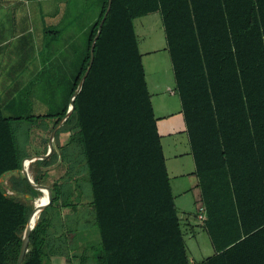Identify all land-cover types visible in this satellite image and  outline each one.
Listing matches in <instances>:
<instances>
[{
    "label": "trees",
    "instance_id": "1",
    "mask_svg": "<svg viewBox=\"0 0 264 264\" xmlns=\"http://www.w3.org/2000/svg\"><path fill=\"white\" fill-rule=\"evenodd\" d=\"M107 3L90 26L69 96L88 66ZM156 12L206 211L202 228L213 247L197 262L185 242L134 25ZM67 106L8 117L0 101V178L10 174L0 180V264L16 263L37 192L20 173L13 123L46 117L50 133ZM63 129L84 151L101 264H264V0H112L74 109L55 135ZM55 158L53 151L40 161L47 166ZM44 218L42 210L22 264H43Z\"/></svg>",
    "mask_w": 264,
    "mask_h": 264
},
{
    "label": "crops",
    "instance_id": "2",
    "mask_svg": "<svg viewBox=\"0 0 264 264\" xmlns=\"http://www.w3.org/2000/svg\"><path fill=\"white\" fill-rule=\"evenodd\" d=\"M101 1L102 0L97 1V10L86 24L87 35L91 24L99 14ZM15 2L14 0H0V7L12 8L16 5ZM83 11L84 8H82V5L79 8L77 7V2L72 3L70 6L68 2H65L62 16H60L59 19L60 28L54 31L55 37L53 38L57 39L62 36L65 44H68L69 48H67V51L69 50L70 54L75 57V61L70 62L72 64V69L68 71L69 75L66 81L67 89H69L68 92H70L74 76L84 56L85 47L82 44V39L80 48L78 46V37L82 36L85 30L84 18L82 17ZM6 22L7 24L14 25L16 24V19L15 17H11ZM4 23L5 22L1 21L0 25L3 26ZM29 25L28 23L22 30V35L31 32ZM3 31L4 28H1L0 58L4 55V50L10 43V40L4 37L3 34L5 32ZM12 31H14V29H12ZM11 37L16 36L12 33ZM137 37L147 84L152 95V103L157 118L159 133L161 135V143L169 171L172 191L175 197V204L180 219L186 220L187 230L193 233L194 225L191 223L192 218H195L196 222H194L197 223L199 227H202L203 220L200 221L198 218V199L200 191L197 186L198 178L195 173V160L187 132L185 117L182 112L181 101L176 90L166 37L164 36L163 42L161 41L160 44H146L144 50L138 34ZM22 42V47H29L27 41L23 39ZM23 50L25 52V49ZM148 64H150V68L147 67ZM149 70H152L150 77L152 78V82L148 76ZM2 73H4V70L0 68V78ZM68 99L58 111L52 113L59 112L65 107L68 104ZM0 101L4 114V104L1 98ZM7 108L11 109L10 104L7 105ZM39 114H51V112L28 115H16L14 113L4 115L8 117H18ZM36 119L42 121L40 123L37 141L29 143L27 149L23 153H20L18 149L22 163L25 158L32 155L43 154L47 149V142L50 135L48 130L52 120L50 119L49 122H47L46 117ZM30 120L34 119L29 118L17 121ZM53 151L56 153V158L51 164L45 166L40 160H36L32 161L28 166L29 169L35 164L33 178L37 176L39 172L42 173V180L39 183L47 185L52 192V196L55 195V201L50 206L47 205L43 209L45 210V218L41 233V238L44 243L43 264H101L97 260L101 243L100 230L97 226L96 211L93 206L92 187L88 179L82 145L77 138H72L71 131L63 129L55 135ZM8 176L3 177L5 183H7ZM34 189L45 199V193L39 189ZM8 192L11 191L8 190ZM190 260L191 262H197V260L192 257H190Z\"/></svg>",
    "mask_w": 264,
    "mask_h": 264
},
{
    "label": "rangeland",
    "instance_id": "3",
    "mask_svg": "<svg viewBox=\"0 0 264 264\" xmlns=\"http://www.w3.org/2000/svg\"><path fill=\"white\" fill-rule=\"evenodd\" d=\"M14 1L16 5L12 8L0 7V22H5L3 26L0 25V29L4 28L3 35L10 40L0 58V68L4 70L0 78V98L4 104V114L28 115L58 111L70 97L66 81L68 71L72 69L70 62H74L75 57L67 51L69 47L62 36L53 38L54 31L60 28L59 19L65 2H68L69 6L77 2L78 8L81 5L84 8L82 17L85 23L84 34L78 37V46L80 48L82 39L85 47L86 24L97 10L98 0ZM11 17H15L16 24H7L6 21ZM134 21L143 50L146 44L163 42L165 34L160 13L142 15ZM28 23L31 32L22 35V30ZM12 33L16 37H11ZM23 39L29 43V47L21 46ZM147 67L150 68V64ZM151 72L152 70H149L148 76L152 82ZM9 104L11 109L7 108ZM49 120L47 118V122ZM41 122L34 119L13 124L20 153L27 149L29 143L37 141ZM194 221L196 222L195 218H192V233L186 228V220L181 218L189 256L200 261L213 253V247L206 231Z\"/></svg>",
    "mask_w": 264,
    "mask_h": 264
},
{
    "label": "water",
    "instance_id": "4",
    "mask_svg": "<svg viewBox=\"0 0 264 264\" xmlns=\"http://www.w3.org/2000/svg\"><path fill=\"white\" fill-rule=\"evenodd\" d=\"M111 3H112V0H108L105 12H104V14H103V16L99 22L97 32L91 41L90 58H89L88 66H87L85 72L83 73V75L81 76L76 88L74 89V91L71 93V95L69 97L68 106H67V110H66L65 114L60 118V120L54 125V127L50 131V135H49L48 142H47L46 152L43 154H37V155L29 156L23 160L22 167L20 169L21 173L25 176V178L27 179V181L29 182V184L33 188L39 189L43 193H45V200L39 205H36L35 202H33V208H32V211H31V213L27 219L26 226H25L24 231H23L22 242H21L19 254H18V257H17L15 264H22L24 256H25L26 252L28 251L31 230L35 226L40 213L49 204V202L52 198V192H51L50 188L43 183L36 182L34 180V178H32L30 176L29 171H28V166L32 161L43 160V159L47 158L52 153L55 133H56L57 129L65 122V120L68 118V116L73 111V109H74V98L80 92L82 85H83V82H84V79H85L86 75L88 74V72L91 68V65L93 63L95 42H96V39L102 30V24H103V22L107 16V13L109 12V10L111 8ZM0 180L2 181L3 178H0ZM34 199H35V196L32 197L33 201H34ZM36 212H37L38 216L35 220H33V216Z\"/></svg>",
    "mask_w": 264,
    "mask_h": 264
},
{
    "label": "bare ground",
    "instance_id": "5",
    "mask_svg": "<svg viewBox=\"0 0 264 264\" xmlns=\"http://www.w3.org/2000/svg\"><path fill=\"white\" fill-rule=\"evenodd\" d=\"M34 170H35V164H33V166H31L29 169H28V171H29V174H30V176L33 178V175H34ZM37 191V190H36ZM33 202H35V204L36 205H39V204H41L42 203V199H41V195L38 193V192H36V196H35V199H34V201ZM37 212L34 214V216H33V220H35L36 218H37Z\"/></svg>",
    "mask_w": 264,
    "mask_h": 264
},
{
    "label": "built area",
    "instance_id": "6",
    "mask_svg": "<svg viewBox=\"0 0 264 264\" xmlns=\"http://www.w3.org/2000/svg\"><path fill=\"white\" fill-rule=\"evenodd\" d=\"M205 207L203 205L199 206V214H198V218L200 221L205 219Z\"/></svg>",
    "mask_w": 264,
    "mask_h": 264
}]
</instances>
